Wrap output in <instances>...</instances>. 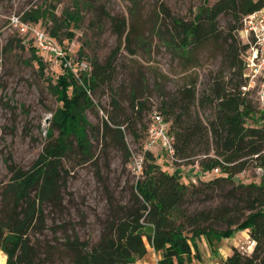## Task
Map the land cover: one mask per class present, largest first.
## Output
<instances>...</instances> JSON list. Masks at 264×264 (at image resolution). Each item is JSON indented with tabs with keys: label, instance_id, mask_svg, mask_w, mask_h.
<instances>
[{
	"label": "trees",
	"instance_id": "1",
	"mask_svg": "<svg viewBox=\"0 0 264 264\" xmlns=\"http://www.w3.org/2000/svg\"><path fill=\"white\" fill-rule=\"evenodd\" d=\"M262 6V0H216L193 20L172 17L165 39L167 46L187 58L204 43H220L223 59L233 71L229 80L224 75L216 77L211 92L199 98L201 107L211 109L210 116L203 117L193 109L195 83L182 88L176 97L163 100L160 112L174 135V162H197L202 172L218 169L221 176L207 185L232 183V202L189 209L200 188L183 182L179 170L170 173L163 169L154 150H147L143 170L130 187V198L116 204L96 244L81 240L72 221L57 223L55 214L68 210L64 194L68 170L63 160L69 153H77L84 163L95 157L86 134V111L95 106L92 93L101 86L111 87L115 77L112 60H95L90 71L81 70L78 76L70 70L58 77L53 90L61 105L53 114L49 140L33 165L25 169L13 160L7 162L11 177L2 187L0 210V251L7 256L6 264H131L148 253V246L161 254L158 264H208L203 262L198 240L204 238L208 247L215 249L223 237L238 230L248 231L255 248L245 254L235 247L223 264H264V109L256 104L251 91L243 89L244 44L239 37L244 16ZM22 17L35 23L49 18L54 23L50 33L55 39L63 26L81 19L77 8L58 18L42 6L26 10ZM223 17L228 19L226 27L220 24ZM111 19L122 35L126 19ZM74 36L73 31L68 32L70 39ZM31 52L44 69L46 64L36 48L31 47ZM141 99L134 92L124 107L114 96L113 111L98 129L105 136L113 134L128 157L125 129H130L131 122L142 123L149 110L146 100ZM140 137L135 134V138ZM252 165L263 171L261 182L235 183L234 176Z\"/></svg>",
	"mask_w": 264,
	"mask_h": 264
},
{
	"label": "rangeland",
	"instance_id": "2",
	"mask_svg": "<svg viewBox=\"0 0 264 264\" xmlns=\"http://www.w3.org/2000/svg\"><path fill=\"white\" fill-rule=\"evenodd\" d=\"M215 1L0 0V210L2 187L11 177L8 160L28 169L39 157L49 140L53 114L61 105L53 86L61 74L70 71L49 54L36 49L37 56L46 64L41 69L38 61L32 57L33 39L22 37L9 26V16L23 15L30 8L42 6L58 18H63L65 12L77 8L80 21L69 27L63 26L57 39L75 68H79L82 60L91 67L95 60L102 63L112 60L114 64L112 86H101L93 92L95 106L86 111L89 122L86 134L95 157L85 163L81 162L77 153H69L64 158L63 163L68 170L64 192L68 210L63 215L55 214L57 223L72 221L80 239L94 245L100 239L105 220L116 211V204L125 203L130 198V187L139 178L134 171L136 158L145 151L151 117L156 111L162 112L163 100L176 97L182 88L195 83L197 101L193 109L203 117L210 116L211 109L201 107L199 98L211 92L216 77L224 75L229 80L233 76V71L223 59L220 43H204L187 58L180 56L173 46L169 47L165 42L167 26L172 28V17L193 20L198 12ZM113 16L126 19L122 35L116 32L111 19ZM227 21V17L221 18V26L226 27ZM53 24L49 18L40 22L41 28L48 33ZM69 31L75 33L71 39L68 37ZM134 92L142 96L141 100H146L149 110L145 112L142 123L131 122L130 129H125L130 152L128 157L124 146L115 140L113 134L105 136L98 129L113 111V97L127 107ZM251 97L264 109L253 93ZM90 124L95 126L94 130ZM52 133L58 136L56 130ZM136 133L141 136L139 139L135 138ZM152 150L163 169L170 173L179 170L183 182L200 188L201 193L191 198L189 209H207L232 202V183L207 185L221 176L219 170L202 172L197 162L178 165L161 146H155ZM262 174L260 168L252 165L235 175L234 181L260 183ZM48 222L52 225L51 217ZM57 235L60 237L61 233ZM238 235L237 246H233L232 237H223L215 249L208 247L204 238L199 239L203 262L223 264L235 247L245 254H251L255 241L248 231ZM1 251L0 264H6L7 256ZM194 264L199 263L194 261Z\"/></svg>",
	"mask_w": 264,
	"mask_h": 264
},
{
	"label": "built area",
	"instance_id": "3",
	"mask_svg": "<svg viewBox=\"0 0 264 264\" xmlns=\"http://www.w3.org/2000/svg\"><path fill=\"white\" fill-rule=\"evenodd\" d=\"M262 1L263 6L260 9L244 16L239 37L244 44L242 57L245 64L246 86L243 89L251 91L258 103L264 107V0ZM8 23L22 37L33 39L36 49L49 54L76 75L79 76L81 70L90 71L92 69L90 64L84 60L80 62L79 68H75L65 48L50 33L41 28L40 23L26 21L22 15L17 14L9 16ZM155 146H161L171 160H177L175 157L174 135L169 133V122L157 111L151 117L144 149L145 151L152 150ZM143 164L144 153L136 158L134 165L136 174H141Z\"/></svg>",
	"mask_w": 264,
	"mask_h": 264
},
{
	"label": "crops",
	"instance_id": "4",
	"mask_svg": "<svg viewBox=\"0 0 264 264\" xmlns=\"http://www.w3.org/2000/svg\"><path fill=\"white\" fill-rule=\"evenodd\" d=\"M244 232H246V231L245 230H238L231 236L232 239H233L232 240L233 246H237L236 243H237V239L239 238L238 234H241V233H244ZM148 255H150V257H148ZM160 258H161V254L157 253L153 248L148 246V253L143 258H141V259H139L136 262L131 263V264H158V261H159Z\"/></svg>",
	"mask_w": 264,
	"mask_h": 264
}]
</instances>
